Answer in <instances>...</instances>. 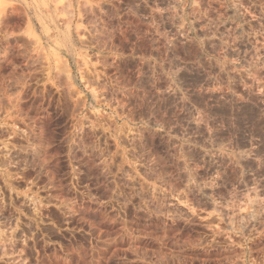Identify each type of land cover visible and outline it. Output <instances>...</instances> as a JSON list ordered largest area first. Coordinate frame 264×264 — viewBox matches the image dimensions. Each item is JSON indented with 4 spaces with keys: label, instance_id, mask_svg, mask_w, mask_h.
Masks as SVG:
<instances>
[{
    "label": "rangeland",
    "instance_id": "obj_1",
    "mask_svg": "<svg viewBox=\"0 0 264 264\" xmlns=\"http://www.w3.org/2000/svg\"><path fill=\"white\" fill-rule=\"evenodd\" d=\"M0 264H264V0H0Z\"/></svg>",
    "mask_w": 264,
    "mask_h": 264
}]
</instances>
